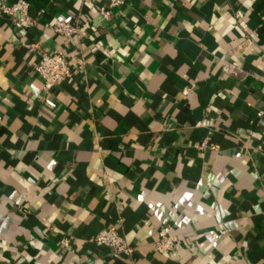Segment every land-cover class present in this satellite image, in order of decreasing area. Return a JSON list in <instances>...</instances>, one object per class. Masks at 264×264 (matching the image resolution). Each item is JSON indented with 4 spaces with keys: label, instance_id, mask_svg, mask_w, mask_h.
<instances>
[{
    "label": "crops",
    "instance_id": "obj_1",
    "mask_svg": "<svg viewBox=\"0 0 264 264\" xmlns=\"http://www.w3.org/2000/svg\"><path fill=\"white\" fill-rule=\"evenodd\" d=\"M28 1L0 13V264H264V0ZM43 51L80 68L46 91Z\"/></svg>",
    "mask_w": 264,
    "mask_h": 264
},
{
    "label": "built area",
    "instance_id": "obj_2",
    "mask_svg": "<svg viewBox=\"0 0 264 264\" xmlns=\"http://www.w3.org/2000/svg\"><path fill=\"white\" fill-rule=\"evenodd\" d=\"M126 0H108V3L98 8L99 13L110 19L113 13ZM43 10L40 12V14ZM0 13L21 26H30L37 17L33 14L32 5L28 0H17L12 3L0 1ZM39 14V12H38ZM55 32L61 35L82 37L87 34L79 22L67 19H57L52 24ZM80 67H74L62 52L43 51L35 69L44 81V88L50 91L54 87L70 79ZM187 89H185V92ZM173 226L166 224L159 230L158 239L154 247L163 253L173 252L177 249L180 239L172 232ZM92 240L100 246H108L114 254H130L133 246L118 231L116 227H107L97 233Z\"/></svg>",
    "mask_w": 264,
    "mask_h": 264
},
{
    "label": "trees",
    "instance_id": "obj_3",
    "mask_svg": "<svg viewBox=\"0 0 264 264\" xmlns=\"http://www.w3.org/2000/svg\"><path fill=\"white\" fill-rule=\"evenodd\" d=\"M260 4H261V5H260ZM262 5H263V3L261 2V3H259L257 6H260V7H261Z\"/></svg>",
    "mask_w": 264,
    "mask_h": 264
}]
</instances>
